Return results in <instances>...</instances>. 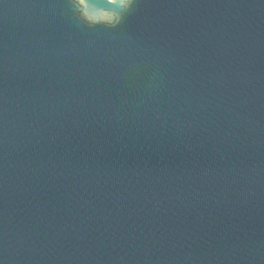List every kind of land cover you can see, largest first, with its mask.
<instances>
[{"label": "water", "instance_id": "water-1", "mask_svg": "<svg viewBox=\"0 0 264 264\" xmlns=\"http://www.w3.org/2000/svg\"><path fill=\"white\" fill-rule=\"evenodd\" d=\"M0 264H264V0H0Z\"/></svg>", "mask_w": 264, "mask_h": 264}, {"label": "clouds", "instance_id": "clouds-1", "mask_svg": "<svg viewBox=\"0 0 264 264\" xmlns=\"http://www.w3.org/2000/svg\"><path fill=\"white\" fill-rule=\"evenodd\" d=\"M138 0H107L101 7L95 0H69L78 21L89 27L117 28L135 10Z\"/></svg>", "mask_w": 264, "mask_h": 264}]
</instances>
